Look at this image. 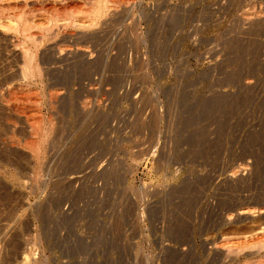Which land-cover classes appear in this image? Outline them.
<instances>
[{"label": "rangeland", "instance_id": "obj_1", "mask_svg": "<svg viewBox=\"0 0 264 264\" xmlns=\"http://www.w3.org/2000/svg\"><path fill=\"white\" fill-rule=\"evenodd\" d=\"M109 3L96 34L31 43L25 81L0 27V264L264 259L225 248L264 237V0Z\"/></svg>", "mask_w": 264, "mask_h": 264}, {"label": "bare ground", "instance_id": "obj_2", "mask_svg": "<svg viewBox=\"0 0 264 264\" xmlns=\"http://www.w3.org/2000/svg\"><path fill=\"white\" fill-rule=\"evenodd\" d=\"M20 0H18V1H12V0H4V1H0V16H1V14H2V12H4V10L5 9H10V8H15V7H19V9L22 7V3H20L19 2ZM61 0H30V3H31V8L30 9H32V11L34 10L35 11V9L37 10V9H43V8H45V9H47V10H49L51 13H52V16H50V17H46V16H44V18L43 19H46V21L44 22H41V20H39L38 21V23H35L34 22V20H32V19H30L28 16L26 17V18H24V13H26L27 14V12H25V10H24V12L22 11V8H21V10H18V12H16V13H14L13 14V17H14V15H15V18H13V19H8L7 21H3V22H0V27L1 28H3L5 31H9V32H14V33H19L20 34V36H21V38H20V36H18L19 38H20V40L18 41L19 42V45L18 44H16V46H14V47H19L18 48V50H19V55H20V63L22 64L21 66H20V76H21V78L24 80V78L25 79H27V78H30V77H32V76H34V75H36L37 74V76H38V74H42L43 72H40L39 73V71H41V70H39L38 68H40V66L39 67H34L33 66V62H35L33 59H34V56L36 55H34V53H33V50H32V48H31V43H38V45H39V42L41 43L42 41H44V40H50L51 38L53 39L54 38V36H56L55 34H56V29L58 28H55L56 27V25H63V26H67V25H74V27L75 26H78L79 27V32H77V30L76 31H74V29L72 30V31H69L68 32V30H67V34L66 35H64L65 36V38H63V36H62V38H63V41L64 42H66V39L67 38H69V39H71V40H73V39H76L77 40V38H79V37H86L87 35H91V34H93V33H95V31H96V29L95 28H97V27H99V26H97V24H98V22L100 23V21L99 20H101L102 18L104 19L105 17H103L105 14H106V10H107V8H108V6H110V5H108V4H110L109 2H111V3H126V2H130L131 0H89L88 2H87V4L86 5H88L87 6V8H83L82 9V12H80V10H81V8L83 7V6H81L80 5V1H78V0H75L74 2H66V4H62L61 2H60ZM87 1V0H86ZM24 2V1H23ZM26 3V2H25ZM24 3V4H25ZM113 3V4H114ZM81 6V8H79ZM126 7V6H125ZM129 7V6H128ZM127 7V8H128ZM79 8V10H77ZM29 9V8H28ZM27 9V10H28ZM74 10H75V12H74ZM77 10V11H76ZM124 10V9H123ZM30 11V10H29ZM111 11V10H110ZM44 12V11H43ZM50 12H48V14L50 13ZM80 12V14H81V16H75V14L74 13H79ZM28 13H30V12H28ZM51 13L49 14V15H51ZM4 14V13H3ZM121 14V13H120ZM28 15V14H27ZM37 15V14H36ZM2 16H4V15H2ZM29 16H31V14L29 15ZM119 16V15H118ZM4 17H6V19L8 18L7 16H4ZM46 17V18H45ZM125 17V16H124ZM12 18V17H11ZM32 18V17H31ZM34 18V17H33ZM3 19V18H2ZM6 19H4V20H6ZM35 19V18H34ZM42 19V20H43ZM1 20V19H0ZM37 20V19H36ZM35 20V21H36ZM2 21V20H1ZM62 21V22H61ZM104 21V20H103ZM59 22V23H58ZM61 22V23H60ZM124 22V21H123ZM101 24V23H100ZM99 24V25H100ZM113 27V26H112ZM67 28V27H66ZM73 28V27H72ZM76 28V27H75ZM102 28V27H101ZM125 28V27H124ZM33 29H35L36 31H38V33H36ZM65 29V28H64ZM31 30H33L34 32H32ZM66 30V29H65ZM81 30V31H80ZM97 30H99V29H97ZM60 32V31H59ZM99 32V31H98ZM101 32V31H100ZM58 33V32H57ZM62 33V32H61ZM97 33V32H96ZM95 33V34H96ZM94 34V35H95ZM98 35V34H97ZM6 36V35H5ZM8 36H9V34H8ZM11 36V35H10ZM9 36V37H10ZM96 36V35H95ZM57 37H60V35L59 36H57ZM90 37V36H89ZM92 37V36H91ZM17 38V37H16ZM93 38V37H92ZM54 39H57V38H54ZM97 39V38H96ZM12 40V39H11ZM59 40H62L61 38L59 39ZM90 40V39H89ZM53 41V40H52ZM110 41V40H109ZM15 42V41H14ZM49 42H51V41H49ZM59 42V41H58ZM62 42V41H61ZM17 43V42H16ZM43 43V42H42ZM45 43V42H44ZM56 42H53L52 44H55ZM73 43V42H72ZM51 44V45H52ZM45 45V44H44ZM51 45H49V47L51 46ZM59 45V44H58ZM56 46V45H52L53 46V48H51L50 49V51H52V52H55L54 54L52 53V54H50L51 56L53 55V57L55 58V56L56 55H60V54H62V47H61V44L59 45V46ZM64 45V44H63ZM68 45V44H67ZM48 46V45H47ZM46 46V47H47ZM51 46V47H52ZM34 47V46H33ZM67 47V46H66ZM96 47V46H95ZM116 47V46H115ZM48 48V47H47ZM44 49V48H43ZM49 49V48H48ZM47 49V50H48ZM68 49V48H67ZM16 50V49H15ZM14 50V52H18V51H15ZM38 50V49H37ZM46 50V49H45ZM55 50H57V52H58V54H56V51ZM40 52V51H39ZM41 52H43V51H41ZM67 52V51H66ZM83 52V51H82ZM60 53V54H59ZM47 54V53H46ZM83 54V53H82ZM101 54V53H100ZM43 55H45V52H43ZM78 55V54H77ZM15 56H16V53H15ZM61 56V55H60ZM63 56V55H62ZM36 57V56H35ZM45 57V56H44ZM44 57H43V60H44ZM57 57V56H56ZM64 57V56H63ZM91 57V56H90ZM89 57V58H90ZM111 57V56H110ZM51 58V57H50ZM49 58V59H50ZM57 58H59V57H57ZM83 58V57H82ZM98 58V57H97ZM119 58V57H118ZM39 59V58H38ZM42 59V58H41ZM45 59H48L47 57L45 58ZM52 59V58H51ZM62 59V58H61ZM64 59V58H63ZM17 60H18V58H17ZM35 60H37V59H35ZM42 60V61H43ZM66 60V59H65ZM70 60V59H69ZM98 60H100L99 58H98ZM48 61V60H47ZM46 61V62H47ZM50 62H51V60H49ZM55 61V60H54ZM60 61V60H59ZM58 61V62H59ZM63 61V60H62ZM67 61V60H66ZM85 61V60H84ZM43 62H45V61H43ZM86 62H88L87 60H86ZM90 62V61H89ZM39 63H42V62H39ZM49 63V62H48ZM97 63V62H96ZM110 63H113L112 61L110 62ZM122 63V62H121ZM38 64V63H37ZM35 65V64H34ZM41 65V64H40ZM45 71V70H44ZM7 73V72H6ZM12 74V73H11ZM41 74H40V76H41ZM48 75V74H47ZM14 77V76H13ZM39 77V76H38ZM64 77V76H63ZM22 79H20V80H22ZM65 79V78H64ZM25 81V80H24ZM6 83V82H5ZM14 83V82H13ZM52 84V83H51ZM68 84V83H67ZM52 95H54V94H52ZM35 97V96H34ZM57 97V96H56ZM39 100V99H38ZM38 102V101H37ZM221 102V101H220ZM12 106V105H11ZM6 107V106H5ZM14 110V109H13ZM34 111V110H33ZM4 112V111H3ZM12 112V111H11ZM37 113V112H36ZM18 114H19V112H18ZM9 116V115H8ZM15 116V115H14ZM14 118H16V117H14ZM22 118V117H21ZM39 118V117H38ZM35 119H36V117H35ZM36 121H38V120H36ZM7 122V121H6ZM20 122H22V121H20ZM40 122V121H39ZM5 123V122H4ZM3 123V124H4ZM11 123V122H10ZM41 123V122H40ZM9 124V123H8ZM37 124H38V122H37ZM52 124V123H51ZM49 125V124H48ZM50 127H47V126H45V128H42V130H41V137H43V140H46L47 139V137H49L50 136V133H51V129H52V127H51V125H49ZM37 128L39 127V125L38 126H36ZM54 127V126H53ZM25 128V127H24ZM10 129V128H9ZM11 129H12V127H11ZM39 129V128H38ZM11 131V130H10ZM33 132H35V131H33ZM32 133V132H31ZM36 134H37V132H36ZM40 137V136H39ZM35 138H36V136H35ZM34 138H32V141H34L33 140ZM40 139H42V138H40ZM38 140V139H37ZM48 140V139H47ZM34 142H36V141H34ZM34 142H33V145H34ZM38 143H40L39 141H37ZM35 143V145L36 144H38V143ZM43 142V141H42ZM44 144V143H43ZM32 145V144H31ZM41 145H38L37 147H38V149L36 150L35 148H36V146H33V147H35L34 149H35V151L36 152H38V154H40L39 153V147H40ZM31 149H33V148H31ZM34 149L32 150L33 151V153L35 152L34 151ZM36 152H35V154H36ZM34 155V154H33ZM36 156H39V155H36ZM35 156V157H36ZM36 176V175H35ZM249 211V210H248ZM246 212V211H245ZM242 213V212H241ZM244 213V212H243ZM247 213V212H246ZM181 232V231H180ZM179 232V233H180ZM236 242V241H235ZM234 242V244L233 245H229V243H227L229 246H226L225 248H227L226 249V251H227V254L226 255H230V254H233V255H235V254H237L240 250H243V249H248L249 251H251V252H258V251H260L263 247H264V237L263 236H261V237H257V238H255V239H251V240H244V241H239V242H237V243H235ZM231 243V242H230ZM245 251V250H244ZM249 251H247L248 253H249ZM250 252V253H251ZM25 256V255H24ZM234 257H236V256H234ZM25 258V261H24V263L23 264H28V256H25L24 257ZM232 258V257H231ZM34 260V259H33ZM166 260V259H165ZM233 260V259H232ZM33 262V261H32ZM41 262V260L40 261H38L37 259L34 261V263L35 264H37V263H40ZM241 264H264V259H256V260H253L251 263L249 262V261H246V260H244L243 262H240ZM239 263V264H240Z\"/></svg>", "mask_w": 264, "mask_h": 264}]
</instances>
